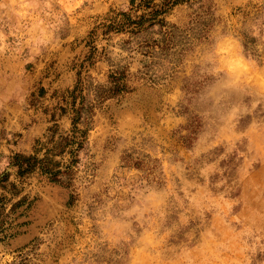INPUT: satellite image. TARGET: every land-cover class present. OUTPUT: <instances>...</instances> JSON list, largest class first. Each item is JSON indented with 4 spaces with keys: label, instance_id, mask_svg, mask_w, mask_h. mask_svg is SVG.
<instances>
[{
    "label": "rangeland",
    "instance_id": "obj_1",
    "mask_svg": "<svg viewBox=\"0 0 264 264\" xmlns=\"http://www.w3.org/2000/svg\"><path fill=\"white\" fill-rule=\"evenodd\" d=\"M164 9L0 0V264H264V0Z\"/></svg>",
    "mask_w": 264,
    "mask_h": 264
},
{
    "label": "trees",
    "instance_id": "obj_2",
    "mask_svg": "<svg viewBox=\"0 0 264 264\" xmlns=\"http://www.w3.org/2000/svg\"><path fill=\"white\" fill-rule=\"evenodd\" d=\"M180 0H164L162 1V6L161 8L157 9L154 8V3L152 0H143V3H145V6L148 7L150 6L149 11H144L140 15L135 16L134 18H131L129 14H124L125 16L122 18L120 22L117 23V26L120 27V29L128 28L129 31L131 32H139L141 30H144L151 26L152 24H159V25H164L165 20H163V17H158V13H161V11H165V6L171 4H175ZM182 1V0H181ZM140 7V4L137 6L136 10ZM135 10V11H136ZM145 21H148V25L145 26L144 23ZM108 27V26H107ZM109 27H112L110 25ZM112 81L114 82L112 88L110 89L112 93H117L120 90L124 89L125 85L121 84L119 81L120 77L118 75H115L114 73L111 74ZM77 111V110H76ZM76 118L78 117H73L72 122L74 123L76 121ZM75 130L77 129L75 126L73 127ZM74 134V132H73ZM61 135V137L53 141V144L50 148H47L42 156H38L36 154H19L16 153L13 156L12 163L14 166H16V174L18 176H24L26 174L31 173L34 171L36 168L40 170V172L47 174L48 178L51 180H60L59 176L62 172H65L67 170L68 165H65L64 170H62L61 162L58 160L54 159V156L59 155L63 153L65 147L71 145L72 143H77L78 146H80V142L76 141V136L75 135ZM8 180V173H5L1 178H0V189L6 188L7 187V182ZM8 187L12 189L11 194H15L16 190V184L15 182H9ZM6 196L1 194L0 192V199H5ZM21 200L16 201L12 206H17ZM2 207V203H0V209Z\"/></svg>",
    "mask_w": 264,
    "mask_h": 264
}]
</instances>
